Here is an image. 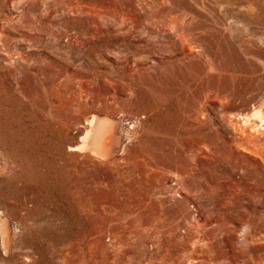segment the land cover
<instances>
[{"label": "rangeland", "instance_id": "obj_1", "mask_svg": "<svg viewBox=\"0 0 264 264\" xmlns=\"http://www.w3.org/2000/svg\"><path fill=\"white\" fill-rule=\"evenodd\" d=\"M0 218V264H264V0H0Z\"/></svg>", "mask_w": 264, "mask_h": 264}, {"label": "bare ground", "instance_id": "obj_2", "mask_svg": "<svg viewBox=\"0 0 264 264\" xmlns=\"http://www.w3.org/2000/svg\"><path fill=\"white\" fill-rule=\"evenodd\" d=\"M94 120H95L94 117H92V119L89 121V127L84 133V141H83L81 147L89 144L91 147L94 148L98 145V143H101V150L103 152L107 153L112 148V139H113V136L116 134L115 133L116 129L114 126L108 125L106 121L100 120V121H97L95 123ZM127 123H128L127 128L132 129L134 121H130ZM117 132L119 133L117 136V140H118V142H120L122 144L121 146H123V143L125 141L124 139L127 138V136H129V135H127L128 129H126L124 133H122L119 130ZM6 221H7V219H6ZM1 222L4 223L2 220H1ZM5 225H7V224H5V223L3 224L4 228H3V231L1 232V237H2L4 247L9 248L11 246V235L9 233V228H8L9 226L7 227L8 228V230H7Z\"/></svg>", "mask_w": 264, "mask_h": 264}]
</instances>
